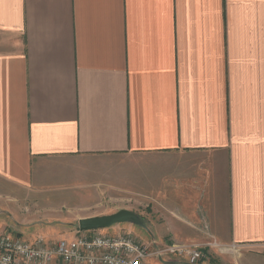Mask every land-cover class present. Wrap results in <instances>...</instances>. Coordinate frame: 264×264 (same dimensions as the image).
<instances>
[{
	"label": "crops",
	"instance_id": "0c3cea01",
	"mask_svg": "<svg viewBox=\"0 0 264 264\" xmlns=\"http://www.w3.org/2000/svg\"><path fill=\"white\" fill-rule=\"evenodd\" d=\"M67 187L264 264V0H0V195Z\"/></svg>",
	"mask_w": 264,
	"mask_h": 264
},
{
	"label": "rangeland",
	"instance_id": "374dc122",
	"mask_svg": "<svg viewBox=\"0 0 264 264\" xmlns=\"http://www.w3.org/2000/svg\"><path fill=\"white\" fill-rule=\"evenodd\" d=\"M124 188L123 191L121 188L112 189L111 196L114 198L113 202L119 203L121 200H124L123 202L130 200H134L135 202L138 200L143 201V199L140 198L141 195L148 193L145 189L138 187L127 185ZM64 190L65 191L58 192L56 195L52 192H48L43 196L36 195L21 199L18 198L14 202L7 201L9 199H6L4 195H0V230L9 229L12 234L18 233V237L22 241L28 242L36 240L37 238H43L42 240L46 243L61 239L69 240L73 236L72 232L78 230L76 214L81 213V209L78 208L92 205L96 198H93L95 194L86 188L72 190L67 187ZM145 203L148 204L149 201H145ZM119 205L120 204H113L110 206L109 204L103 203L98 205L97 208L94 207L92 210L115 209V207ZM126 206L135 209V211L131 210L134 213H137V210H141L140 212L149 219L148 228L134 223H115L110 227L97 229V231L115 237L122 234H131L143 243H149L152 239H155L158 247L167 245L172 241L168 239L169 237L154 235V231L150 226V222L152 221L153 223V213L150 208L146 210L143 206L139 209L137 204L133 203L126 204ZM3 225H5V227H3ZM173 238L176 239L175 237ZM205 252V256L209 255L208 262L211 264H223L224 262L222 263L221 260H218V257L222 254H230L222 253L217 249H215V252ZM219 253L221 255H219ZM202 260L199 262L197 261V263H190L187 261L186 257L183 258L178 257V255L166 254V256H163L162 261L151 258L148 262L149 264H155L157 262H159V264H208L204 258H202Z\"/></svg>",
	"mask_w": 264,
	"mask_h": 264
},
{
	"label": "built area",
	"instance_id": "2783aa9c",
	"mask_svg": "<svg viewBox=\"0 0 264 264\" xmlns=\"http://www.w3.org/2000/svg\"><path fill=\"white\" fill-rule=\"evenodd\" d=\"M43 238L22 241L8 230L0 231V264H149L163 256L186 257L190 263L205 258V250L222 253L238 251L236 244L222 245L212 237L203 242L170 243L157 246L143 243L131 234L106 235L96 230H77L70 238L46 243Z\"/></svg>",
	"mask_w": 264,
	"mask_h": 264
},
{
	"label": "water",
	"instance_id": "95a60500",
	"mask_svg": "<svg viewBox=\"0 0 264 264\" xmlns=\"http://www.w3.org/2000/svg\"><path fill=\"white\" fill-rule=\"evenodd\" d=\"M134 223L142 225L139 216L127 209H120L114 213L82 218L78 220V229L81 231L107 228L114 224Z\"/></svg>",
	"mask_w": 264,
	"mask_h": 264
}]
</instances>
